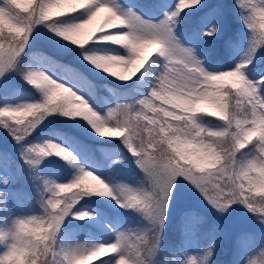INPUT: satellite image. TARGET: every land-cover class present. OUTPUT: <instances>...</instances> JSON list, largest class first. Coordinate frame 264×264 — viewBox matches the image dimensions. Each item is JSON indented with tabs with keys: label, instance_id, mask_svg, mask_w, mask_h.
<instances>
[{
	"label": "snow or ice",
	"instance_id": "obj_1",
	"mask_svg": "<svg viewBox=\"0 0 264 264\" xmlns=\"http://www.w3.org/2000/svg\"><path fill=\"white\" fill-rule=\"evenodd\" d=\"M54 3L55 0H33L31 8L24 10L16 7L14 0H0V16L17 29L10 30L7 25L0 26V77L17 68L33 29L39 24H45L50 31L67 41L72 42L75 38L77 43L74 44L78 46H87L92 41H103L122 46L126 50V54L120 55L118 51L97 52L88 48L84 52V58L93 66L101 58L110 56H123L130 61L129 66L133 61L141 59L130 76L123 75L124 78L120 79L122 81L137 77L157 54L163 58V63L154 73L146 95L134 104L118 102L115 107L108 108L104 115L93 106L89 95L81 94L83 89L76 90L69 82L55 78L42 67L27 68L21 74L41 93V98L20 105L6 104L0 107V125L9 129L13 138L20 143L52 113L60 112L67 117L83 118L69 111L65 99L69 96L78 98L106 127L115 125L118 131L127 132L121 138L128 151L136 157L137 166L146 174L152 187L151 191H136L128 185H113L83 167L70 181L51 184L45 181V192L48 195L43 200L42 213L16 217L7 230H0V239L8 235L14 241L13 244L4 246V251L0 253V264H3L12 247L22 246L28 248L25 264H75L82 256H88L100 249H110L113 254H118L114 264H120L121 259L128 260L130 264H144L138 247L142 243V237L129 236L125 232L116 233L114 242L92 244L87 251H77L76 246L62 254L54 250L51 241L59 232L66 216L71 214L77 219H86L94 215L88 211H73L83 196L92 194L77 187L88 179L87 174H92L107 186L110 194L100 196L115 199L121 207L140 208L149 214L157 210L163 211L161 204L166 202L176 178L183 176L218 210L225 211L232 203L239 201L250 211L264 217V194L253 192L248 180L238 176L241 166L247 161H251V164L243 172V176H254L252 169L264 165V135L245 139L252 128L264 121V94L261 91L264 89V76L252 79L245 72L257 49L264 45V33L257 31L254 35L247 19L250 14L255 15L259 10H264V0H237L238 6L247 10L242 19L251 33L249 48L245 58L235 67L216 72L207 71L195 55V50L185 46L175 32L180 14L186 9L196 8L200 5V0H176L174 7L165 11L158 21L147 20L134 9H124L117 0H84L72 10L48 16L47 10ZM101 10L115 13L120 18L118 24L99 28L95 34L81 38L85 25ZM77 14H82L84 18H79ZM78 25L80 27L77 30ZM112 28L116 31L104 30ZM217 31V24L209 21L201 35L211 37ZM69 33H74V36L66 39L65 36ZM113 37L120 38L122 43H116ZM146 45L155 47L147 56L141 58V49ZM236 80L240 83L236 84ZM212 100L222 106L226 118L221 119L219 114L210 116L207 113L211 111L199 107L202 102L210 103ZM190 106L195 110L189 111ZM22 113L26 115L21 116ZM203 116L216 118L223 124L206 128L200 122ZM83 120L94 129V122L90 123L84 118ZM94 131L97 133V130ZM197 132L199 136L196 135ZM210 135L220 157L219 163L211 168L200 170L185 163L170 147L176 139L202 142ZM99 136L105 137V134ZM249 145L253 146V154L241 162L237 153ZM62 150L71 155L66 158ZM53 154L69 163L77 159L76 153L70 147L55 140L26 145L21 156L25 163L35 168L44 157ZM3 182L8 181L4 179ZM118 188L125 189L126 195H122ZM157 194L161 199H158ZM34 217L41 218L48 229L41 239L26 236L21 230ZM210 255L211 249L207 252V256ZM102 264L107 262L102 261ZM251 264H255V261Z\"/></svg>",
	"mask_w": 264,
	"mask_h": 264
},
{
	"label": "rangeland",
	"instance_id": "obj_2",
	"mask_svg": "<svg viewBox=\"0 0 264 264\" xmlns=\"http://www.w3.org/2000/svg\"><path fill=\"white\" fill-rule=\"evenodd\" d=\"M83 2L84 0H80V3ZM117 2L124 9H134L145 19L158 21L163 17L165 11L174 7L176 0H117ZM219 2L220 0H200V5H197L196 8L186 9L185 12H183L188 13L187 15H189V13H195V15H191V24L194 17L197 18L192 32L188 33L186 36L180 29L175 28L176 35L180 38L181 42L185 46L192 47L195 50V55L200 60L203 67L209 72L235 67L237 63L245 58L251 38L250 30L245 26L242 19V17L246 15L247 10L238 5L235 6V4L227 5L224 10H221L218 4ZM108 14L106 10H101L97 13V16L94 17L88 25H85L82 30L81 38L95 34L96 30L103 25ZM77 15L81 19L84 18L82 14ZM227 19L231 20L232 28L231 25L226 22ZM209 21L217 24L218 31L211 37L202 36L201 34L207 27ZM104 30L109 32L116 31L115 28ZM5 32H7V29H5ZM41 45L48 47L59 55L66 53L70 54L73 59L81 63L89 73L95 74V76L112 80L115 84H125L131 81H122L96 68L84 58V52L88 48L97 52L118 51L120 55H124L126 54V50L122 46L103 41H92L87 46H78L50 31L45 24H39L33 29L28 46L32 49ZM154 47V45L144 46V48L141 49L140 56L142 58L147 56L149 52H152ZM263 48L264 45L257 49L252 63L247 65L245 69L246 74L252 79H258L260 76H264ZM156 56L160 57L158 54ZM34 59L35 61L29 63L26 68L42 67L50 75L58 79H63L69 82L76 90H80L79 86L69 81L63 75L55 72L49 66L41 62L39 58L35 57ZM225 59L230 61L228 65L225 64ZM149 62H153V58ZM121 67L122 66H116L113 70L121 74ZM148 68L150 67L148 66ZM138 75H140V73ZM15 76L14 69L0 77V107L6 104L20 105L41 98V93L29 83L26 85L27 89H21L20 92L14 91L15 87L21 84ZM139 79L143 80L144 77L140 76ZM12 91H14V93H11ZM105 91L108 96L112 95L109 87H107ZM134 91L137 93V101L145 95L141 86H136ZM261 91L262 94H264V89ZM81 94L87 95L85 92ZM107 99V96L103 94L99 96V102L91 99L93 106L101 111V115L103 113L102 110L107 106ZM199 107L205 108L208 111H215L214 107L206 101L202 102ZM57 113L59 120L67 129L73 130L80 134V136L93 142V146L96 150L92 148V151L95 153H85L79 146L61 133L35 138V132L38 131V128L45 125L46 120L20 143L13 138L9 129L0 125V193H3V195L0 196V230H7L16 217H25L42 213V209H27L13 190L12 183L14 177L8 167L5 157V154H9L10 151L13 152L22 160L21 167H24L25 160L22 158L21 153L24 147L29 144L42 143L45 140H55L66 144L77 156L75 162L67 163L74 166L75 170L72 172L61 171L59 167L61 157L54 154L44 157L35 168L29 166L27 170L24 171L26 176L25 184L27 188L30 187L27 191H29L34 198L40 200L41 203H43L44 198L48 195V193L45 192V181H48L49 184L52 182L64 183L70 181L79 173L81 167L100 175L110 184L128 185L136 191H151V189L147 190L139 181L127 175L128 172L126 168L124 169L121 164L122 160H125V156L122 154L110 155L100 150L101 146H99L98 143L112 142L119 137L127 135L126 131L120 132L116 129L115 125H109L103 130L105 137H100L83 118L67 117L60 112ZM121 145H123L122 150L129 154L133 160H136V157L128 151L124 142ZM25 164L27 165V163ZM136 167L145 174L137 164ZM4 179L8 182L4 183ZM24 180L25 179H23V182ZM98 196L101 197L102 203L107 208L126 214L129 221L123 223L112 218L110 214L105 213L97 204H93L91 200L85 199L83 196L74 206L73 211H88L94 213V215L86 219H77L71 214L65 217L57 235L62 234L63 237H67V240L65 243L61 244V239H59L55 244L58 254H62L64 251L75 246L86 247L96 243H112L115 241L116 233L118 232H125L129 236H135L137 226L135 227V225H132V223H134L132 219L135 218L140 208L121 207L120 204L111 197ZM157 196L158 199H161L158 194ZM160 207L163 209L162 212L157 210L151 214L154 220L153 224L160 232L175 214L182 212L186 215L187 228L184 230L183 235H181L180 241L176 246L175 255L173 256L164 254L162 245L155 247L152 250L154 254L149 256L146 260L139 251L144 264H203L202 251L198 246L194 229L191 225V223H193L192 219L194 212L199 210L211 214L212 228L225 242L227 247V255L214 264H251L252 261H255V264H264V217L259 213L250 211L243 203L239 201L234 202L227 210L220 211L205 199L198 188L183 176H178L171 187L166 202L161 204ZM55 237L51 241L52 245L54 244ZM4 246L5 244L0 242V253L4 251ZM117 255L118 254H113L110 249H105L98 257H93L92 260L89 261V264L91 262L102 264V261L107 262V264H114ZM100 259H102V261H99Z\"/></svg>",
	"mask_w": 264,
	"mask_h": 264
},
{
	"label": "trees",
	"instance_id": "obj_3",
	"mask_svg": "<svg viewBox=\"0 0 264 264\" xmlns=\"http://www.w3.org/2000/svg\"><path fill=\"white\" fill-rule=\"evenodd\" d=\"M219 3L222 10H224L227 5H238L237 0H220ZM189 15L192 14L189 13ZM187 16L188 15L183 16V13H181L176 25L185 33L190 30L188 26L191 23L190 18ZM226 22L229 23L232 28L231 20L227 19ZM5 34H7V32H5ZM6 47L7 43L5 42V48ZM35 57L39 58L43 63H45L58 74L63 75L69 81L82 88L92 100L99 102V96L101 94L106 95L108 98L107 106L102 110V115L107 113L108 108L115 107L118 102L134 104L137 101V93L134 91L136 86H141L146 95L150 90V84L154 79V73L158 71V66L162 65L163 63L162 58L154 56L153 62H148L138 77L134 78L129 83L115 84L112 80H108L106 78L95 76V74L89 73L81 63L73 59L68 53L59 55L57 52H54L43 45L34 47L32 49L28 46L21 54L18 61V66L15 69V77L21 84L18 87H15L14 91L20 92L21 89H27L26 85H28V82L24 79L21 73L23 70L27 69L26 67L29 63L35 61ZM226 64H229V60L227 59ZM148 66L150 68H148ZM140 76H143L144 79L140 80ZM107 87L110 88L112 93L111 96L106 94L105 89ZM14 91L11 93H14ZM44 120H46L45 125L38 128V131L34 134L35 138L61 133L74 142L77 146H79V148L85 153L90 154V152H93V142L87 138H84L83 136H80V134L76 133L75 131L67 129L66 126H64L59 120L57 112L48 115ZM200 122L209 128H215L223 124V122L218 121L216 118L210 116H203L200 119ZM121 141L123 143V138L119 137L112 142H100L98 145L101 146L100 150L103 153L110 155L122 154L125 156V160H122L121 164L124 169L126 168L128 172L127 175L130 178L139 181L147 190H150L151 184L149 179L145 174L137 169L136 160H133L129 154L122 150L123 145H121ZM94 150H96V148H94ZM252 154L253 146L249 145L248 148L240 150L239 153H237V156L242 162L250 158ZM5 157L7 159L8 167L14 177V181L12 183L13 190L22 200L24 206L27 209H42V203L40 200L34 198L30 192L27 191V189L30 187L27 188V185L25 184L26 176L24 171H26L30 165H26L24 163L25 166L21 167L22 160H20V158L11 151L9 154H5ZM60 161L61 163L59 167L61 171L72 172L75 170L74 166L72 164H67L68 162L64 159L60 158ZM23 179H25L24 182ZM84 198L91 200L93 204H97L100 208L106 212H109L112 216H114V218H117L118 220H129L128 216H124L115 210L107 208L102 203L101 197L98 195H85ZM210 215L211 214L206 213L203 210L195 211L192 219L193 223H191L198 246L202 251L203 264H214L216 261L221 260L227 255V247L225 242L212 228V220ZM132 220L134 221L132 225H135V227L137 226L135 236L142 237V243L138 247L142 257L145 260L154 254L152 250L158 245H162L164 254L169 256L175 255L177 243L180 241L181 235H183L182 231L187 227L186 215L183 212L175 214L161 232L157 229V227L154 226L153 216L142 209L139 210L135 218ZM59 239H61V244H63L67 240V237H63L62 234H58L55 237L54 244L52 246L56 252L57 246H55V244ZM209 249H211V255L207 256ZM95 263L96 262H91L90 264Z\"/></svg>",
	"mask_w": 264,
	"mask_h": 264
},
{
	"label": "clouds",
	"instance_id": "obj_4",
	"mask_svg": "<svg viewBox=\"0 0 264 264\" xmlns=\"http://www.w3.org/2000/svg\"><path fill=\"white\" fill-rule=\"evenodd\" d=\"M16 7L27 10L33 3V0H14ZM80 3V0H55V3L48 8L47 15H59L65 11H69L74 9L77 4ZM119 17L109 11L108 16L105 18L103 25H101V29L105 26L112 25L116 26L119 22ZM248 26L253 30L254 35L258 31L259 33H264V10H259L255 15H249L247 19ZM7 25L10 30H17L11 24H7V21L4 20L2 16H0V26ZM79 25L77 26V30L79 29ZM74 36V33H69L65 36L66 39ZM116 43H122L120 38L113 37ZM73 43H77L75 38L72 39ZM130 61L124 59L123 56H110L101 58L95 66L98 69L105 71L106 73L111 74L112 76L123 79L124 76L117 73L113 70L116 66H123L125 69H128ZM236 84H239L240 81L236 80ZM66 103L68 105V109L70 112L79 114L83 116L84 119L88 120L90 123H93V127L97 130V134H104V128L106 127L102 122H100L95 114L86 106L83 105L81 101H78V98L74 97H66ZM215 111L208 112V115H220L221 119L226 118L223 115L222 106L217 103L215 100L210 101ZM79 104V106H77ZM189 111L195 110L193 107L188 108ZM21 116L26 114H20ZM209 128L207 126H204ZM190 130H186L188 132ZM123 132V130H121ZM199 136V132L196 133ZM256 135H264V121H261L258 125L252 128L247 134L245 139H251V137ZM170 147L172 151L176 153V155L180 158V160L185 163L196 167L200 170H204L207 168H211L215 166L220 161V157L217 153L216 147L212 142L211 135L208 138H204L202 142H195L192 139H176L174 140ZM65 152L66 158L70 156V153H67L66 150H62ZM251 161L245 162L241 166L240 173L238 176L248 180L249 185L251 186V190L257 194H264V165L259 167H255L252 171L255 173L254 176H243V172L248 168ZM88 179L85 182L77 185L83 192L92 193L96 195H108L110 194L107 186L103 184V182L99 181L97 177L92 176V174H87ZM122 195H126V190L123 188H118ZM22 232L26 234V236H30L34 239H41L43 235L48 231V229L44 226V223L41 218H32L30 223H25L22 227ZM0 242H3L5 245L13 244V237L6 235L3 239H0ZM90 246H76L77 251H87ZM28 251L26 246L22 247H12L8 254L5 256L3 264H25V256ZM105 249H100L96 252H92L88 256H82L80 259L76 260L75 264H89V261L92 260L93 257H98L100 253L104 252ZM120 264H130L128 260L121 259Z\"/></svg>",
	"mask_w": 264,
	"mask_h": 264
},
{
	"label": "bare ground",
	"instance_id": "obj_5",
	"mask_svg": "<svg viewBox=\"0 0 264 264\" xmlns=\"http://www.w3.org/2000/svg\"><path fill=\"white\" fill-rule=\"evenodd\" d=\"M141 59H137L133 61V64L128 67V69H125L123 66L121 67V74L124 76H130L132 72L135 70V68L140 64Z\"/></svg>",
	"mask_w": 264,
	"mask_h": 264
}]
</instances>
